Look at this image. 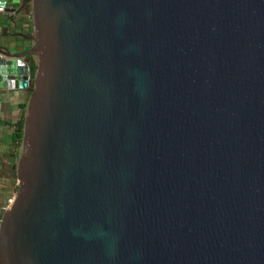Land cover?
Segmentation results:
<instances>
[{
    "label": "water",
    "instance_id": "obj_1",
    "mask_svg": "<svg viewBox=\"0 0 264 264\" xmlns=\"http://www.w3.org/2000/svg\"><path fill=\"white\" fill-rule=\"evenodd\" d=\"M25 8L0 264H264V0H0Z\"/></svg>",
    "mask_w": 264,
    "mask_h": 264
},
{
    "label": "crops",
    "instance_id": "obj_2",
    "mask_svg": "<svg viewBox=\"0 0 264 264\" xmlns=\"http://www.w3.org/2000/svg\"><path fill=\"white\" fill-rule=\"evenodd\" d=\"M32 34L29 9L16 15L0 12V52L18 54L28 50L33 43L27 37ZM29 58L20 61L29 64ZM29 95V89L0 86V208L18 187L15 164L20 147L14 140V132L16 124L25 117Z\"/></svg>",
    "mask_w": 264,
    "mask_h": 264
},
{
    "label": "trees",
    "instance_id": "obj_3",
    "mask_svg": "<svg viewBox=\"0 0 264 264\" xmlns=\"http://www.w3.org/2000/svg\"><path fill=\"white\" fill-rule=\"evenodd\" d=\"M30 59V58H29ZM29 68H30V78L32 79L35 74L36 64L29 61ZM30 93L32 89H29ZM23 120L21 119L17 124L14 132V140L17 142L18 147H20L21 139H22V129H23Z\"/></svg>",
    "mask_w": 264,
    "mask_h": 264
},
{
    "label": "built area",
    "instance_id": "obj_4",
    "mask_svg": "<svg viewBox=\"0 0 264 264\" xmlns=\"http://www.w3.org/2000/svg\"><path fill=\"white\" fill-rule=\"evenodd\" d=\"M18 63H19L20 65H23V64H24L22 61H18ZM17 185H18V184H17ZM13 197H14V195L11 196L10 198H8V199L6 200V203L0 208L2 211H5V210L7 209L8 205H9L10 202L13 200Z\"/></svg>",
    "mask_w": 264,
    "mask_h": 264
},
{
    "label": "rangeland",
    "instance_id": "obj_5",
    "mask_svg": "<svg viewBox=\"0 0 264 264\" xmlns=\"http://www.w3.org/2000/svg\"><path fill=\"white\" fill-rule=\"evenodd\" d=\"M31 21H32V20H31ZM29 61L32 62V63H35V64H36V62H37L35 56H31L30 59H29ZM28 66H29V65H28ZM29 89H31V86L29 87Z\"/></svg>",
    "mask_w": 264,
    "mask_h": 264
}]
</instances>
